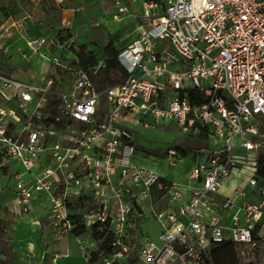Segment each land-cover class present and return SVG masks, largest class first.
I'll list each match as a JSON object with an SVG mask.
<instances>
[{
	"label": "built area",
	"instance_id": "obj_1",
	"mask_svg": "<svg viewBox=\"0 0 264 264\" xmlns=\"http://www.w3.org/2000/svg\"><path fill=\"white\" fill-rule=\"evenodd\" d=\"M127 1L139 4L142 22L119 53L121 84L97 86L105 60L89 71L56 63L72 82L67 92L54 76L37 85L0 70V191L13 192L24 218L42 197L51 237H77L86 259L108 242L102 264H215L221 244L264 242V0ZM127 12L121 5L114 20ZM14 27L29 53L40 54L47 40L30 37L26 21L6 32ZM152 120L198 139L207 129V141L223 144L194 155L185 181L171 182L135 162L129 124ZM166 155L182 156L175 148ZM14 163L23 171L9 189L2 179ZM241 170L249 176L225 195ZM148 214L160 226L158 242L143 233L131 249L130 217ZM82 226L103 239L83 238Z\"/></svg>",
	"mask_w": 264,
	"mask_h": 264
},
{
	"label": "rangeland",
	"instance_id": "obj_2",
	"mask_svg": "<svg viewBox=\"0 0 264 264\" xmlns=\"http://www.w3.org/2000/svg\"><path fill=\"white\" fill-rule=\"evenodd\" d=\"M53 1L0 0V29L10 16L13 18L15 15L21 17L27 13L31 17L30 22H32V27L27 30L29 36L47 40V44L41 48L40 54L36 56L29 53L26 45L24 55L27 54V57L24 58L21 55V52L24 51V45L19 40L17 32L19 30L15 29V32L6 33V38L2 37L4 30H0V67L8 66L13 76L39 84L45 83L52 76L57 78L63 76L61 78L63 83L60 82L57 86L63 92H67L71 88L72 82L67 71H58L56 63L72 66L78 62V52L91 53L96 59L105 60L107 56L104 53V48L112 43L115 49L122 50L137 36V28L142 22V18L139 4L130 3L127 0H65L63 7L66 8L67 4L68 8L73 9L74 11L68 12L73 17L68 14L65 16ZM124 3L128 6L129 13L127 12L128 14L119 20H114L117 8L125 5ZM67 21L71 23L68 25ZM103 73L104 70L96 82ZM97 86L102 88L98 82ZM149 124L151 126H144L141 123L129 124L137 147L135 162L153 169L171 182L185 181V177L195 165L194 155L218 148L223 144L221 140L216 138H212L210 141H200L201 139L198 137L186 135L174 123L152 120L149 121ZM170 148H175L181 153L180 159L174 162L169 161L166 153ZM12 169L14 171L10 173L11 176L7 180V188L9 189L14 187V172L23 171L21 165L16 163ZM241 171H234V174L239 172L242 179H246V176L250 174L248 170ZM229 187L230 184L228 183L223 191L227 192ZM128 225L132 229H127L126 242L131 249L143 233L148 235L150 240L158 242L160 226L149 214L143 222L131 216ZM93 228H88L85 235L82 234L84 235L83 238L91 240ZM0 229L3 231L0 241V264H18L15 263L17 257L12 254L14 250L11 247L13 245L11 240H15V236L23 231L22 236H18L21 242H34L36 240V226L31 219L0 220ZM40 240L44 243L43 238ZM51 240L55 241L53 237L50 238ZM53 246L54 251L61 255L76 249L74 241L69 242L67 239L55 241ZM97 248L99 249V256L96 251H93L86 260L87 264H102L100 257L107 255L108 242L104 247L98 245ZM237 252L241 264H251L252 262L264 264V245L238 247ZM48 258L45 253L39 259L35 258L33 254L27 253L23 255L22 260L26 264H50L47 262ZM64 262L68 263L69 261L62 259L60 264ZM73 262L70 264H81L79 259L77 263Z\"/></svg>",
	"mask_w": 264,
	"mask_h": 264
},
{
	"label": "crops",
	"instance_id": "obj_3",
	"mask_svg": "<svg viewBox=\"0 0 264 264\" xmlns=\"http://www.w3.org/2000/svg\"><path fill=\"white\" fill-rule=\"evenodd\" d=\"M124 4L126 5V3H124ZM55 6L58 9L62 10L63 13L65 14V16H66V14H68L69 16H72V14L70 15L68 12L72 11L73 9L68 8L67 4H66V8L65 7L60 8L56 4H55ZM30 18H31L30 15H28L27 13L23 14V16H21V17H18L15 15V18H13V16H10V18L6 21V23L2 27V29L4 30L2 32L3 33L2 37L6 38L7 37L6 33L10 32V31L15 32V29H16L15 27H14V29L10 28L9 31L6 32V29L10 27L11 23H23L24 21H26L28 29L31 28L32 22H30L31 21ZM67 23H71V22L67 21ZM2 29H0V30H2ZM17 32L19 34V36H18V34H17V36L20 38L19 39L20 42H22L24 45V51L21 52V55L24 56V53H25L26 48H27L26 47V37L23 36L22 33H20L19 31H17ZM0 70L9 74L12 77H15L11 74V71H10L8 66L0 67ZM62 77H60V76L58 77L61 80L60 81L61 84L63 83V80L61 79ZM15 78H18V77H15ZM18 79H20V78H18ZM20 80H22V79H20ZM22 81H25V80H22ZM25 82L41 85L39 83H35V82H31V81H25ZM42 84H44V83H42ZM68 90L70 91V88ZM241 179L242 178L240 177L239 173H236V174L233 173L232 176L230 177V179L228 180V182L226 183V185L229 183L230 187L228 188L227 192L223 191V193L225 195H230L234 191V189L242 183L240 181ZM3 180H4V184H5L3 186L7 187L8 178H3L2 182H3ZM233 181H234V184L232 185ZM0 206H1L0 220H4V221L16 220L17 221L19 219H24V220L31 219L33 221L34 225L36 226V240L34 242H32V243L21 242V239H19L18 236L21 237L23 234V231L19 232L18 236H15V240H11L13 242V245H11V247H13V250H14L12 254H14L17 257V259H16L17 261H15V263L26 264V262L22 259H23V255H25L27 253L33 254L34 257L37 259L41 258V256L45 253L49 257L47 262H49L50 264H60L62 259H66L67 261H69L68 263L64 262L63 264L74 263L73 261H75L77 263L78 259L81 261V264H87V262H86L87 259L81 251V248L79 246V239L77 237L72 236V237H66V238L62 239V240L67 239L69 242L74 241L76 249L73 252H68L67 254L61 255V254L54 251L53 245H54L55 241H60V240H55V241L51 240L50 241V238H52V237H51L50 229L48 227V214H47L48 206H47V202L44 201V199H42V197H38V199H36L34 201L33 213H31L28 218H24V217L19 215L18 208H17L15 200H14V194L12 191H8V190H1L0 191ZM262 235H264V231L262 232ZM41 238H43L44 243L41 242V240H40ZM257 244L258 245H256V246L258 247L260 245H264V242H258ZM53 254L59 255V258L55 263H53ZM72 257H73V259H72ZM251 264H254V263L252 262Z\"/></svg>",
	"mask_w": 264,
	"mask_h": 264
},
{
	"label": "trees",
	"instance_id": "obj_4",
	"mask_svg": "<svg viewBox=\"0 0 264 264\" xmlns=\"http://www.w3.org/2000/svg\"><path fill=\"white\" fill-rule=\"evenodd\" d=\"M121 51V50H120ZM120 51L115 49L112 43H109L104 48V53L107 56L106 61V69L104 70L103 75L97 80L100 87H110L121 84L125 80V72L120 66L118 62V56ZM79 67L82 69L89 71L92 67H94L98 63V59L95 58L93 54H86L84 52H78L77 54ZM200 141H207L209 137V132L207 129L203 130V133L199 136ZM260 173H264V160L260 163ZM260 226H257L256 231L253 234V238L255 241H261V238L258 237V231ZM87 229L82 226L80 231L77 234L86 233ZM3 231L0 229V241L2 239ZM93 238L96 240L103 239V235H99L95 228L92 234ZM238 246H235L232 243H224L221 244L213 250V257L215 264H241V261L238 257L237 252Z\"/></svg>",
	"mask_w": 264,
	"mask_h": 264
}]
</instances>
